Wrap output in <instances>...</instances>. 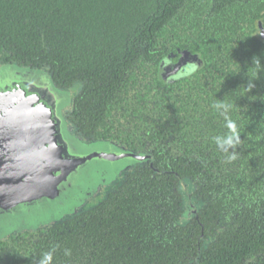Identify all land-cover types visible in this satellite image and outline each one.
I'll list each match as a JSON object with an SVG mask.
<instances>
[{
  "label": "trees",
  "instance_id": "obj_1",
  "mask_svg": "<svg viewBox=\"0 0 264 264\" xmlns=\"http://www.w3.org/2000/svg\"><path fill=\"white\" fill-rule=\"evenodd\" d=\"M260 26L264 0H0V65L44 71L75 91L66 122L91 138L115 127L108 118L119 90L143 72L146 82L159 80L155 66L184 46L210 49L213 65L220 60L236 72L248 73L249 63L264 91ZM197 77L176 83L178 93L194 91L197 113L183 118L176 107L180 124H198L209 103L200 110L198 97L219 83L204 71ZM234 123L241 143L229 164L216 148L187 157L182 146L160 152L155 170L126 173L98 203L48 229L36 255L10 264H39L46 252L52 264H264V95ZM191 179L200 183L194 194L203 187L201 206L183 218Z\"/></svg>",
  "mask_w": 264,
  "mask_h": 264
},
{
  "label": "water",
  "instance_id": "obj_2",
  "mask_svg": "<svg viewBox=\"0 0 264 264\" xmlns=\"http://www.w3.org/2000/svg\"><path fill=\"white\" fill-rule=\"evenodd\" d=\"M70 104L44 71L0 69V241L77 215L132 170L134 155L121 145L71 133L63 113Z\"/></svg>",
  "mask_w": 264,
  "mask_h": 264
},
{
  "label": "flooded vegetation",
  "instance_id": "obj_3",
  "mask_svg": "<svg viewBox=\"0 0 264 264\" xmlns=\"http://www.w3.org/2000/svg\"><path fill=\"white\" fill-rule=\"evenodd\" d=\"M261 30L263 31L261 32ZM180 36L182 37V35ZM255 37L264 45V26L257 29ZM262 49L264 50L263 47ZM176 55L177 59L171 57L172 59L168 62V72L163 71L160 75L161 62L169 56ZM250 59L252 62L254 61L252 55ZM262 59L259 58V62ZM213 60L210 49L205 50L197 46H184L168 52L154 68L159 80L157 77L150 76V80L146 82L144 79L146 73L143 72L140 74V78L131 80L134 87H129L123 91L119 90L114 100L111 116L108 118V120L115 122L113 129H101L97 135H92L90 138L83 135L80 132V127L72 123V134L82 137L88 142L94 139H102L125 145L135 158L133 159L131 173H136L142 168L145 169L147 165L151 170H155V159L158 157V153L169 151L172 154H177V147L179 146H182L181 150L185 152L183 156L186 157L188 152L199 155L203 149L216 148L219 150L214 137L222 136L228 132V129L225 127V116L221 115L222 110L214 109L213 104L227 105V118L234 122L242 112H245L250 100L256 99L258 101L260 96L264 95V91H260L262 83L257 81L255 76L252 77L251 74L255 72V68L249 63H244L245 68L248 69V73H246L243 69L236 72L235 66H225L220 60L213 65L215 62ZM10 65L8 64L7 67ZM5 67L6 65H0V69ZM202 71L206 75H214L219 83L214 87H209L206 98H201V94L198 97L200 110L209 102L205 107V116L195 118V120H198V124L189 126L186 123H189L190 119L185 124H180L176 107L183 118L197 113L194 106L195 100H193L194 91H191L187 96L184 93H178L179 87L176 83L187 81L192 84L193 80L198 78V74ZM129 73L131 74L133 71L130 70ZM242 89L243 91H241ZM69 93L72 95L75 91L70 90ZM186 97L190 99L189 106L180 108L176 100H182L185 103ZM203 100L205 104H203ZM174 102L177 105H174ZM64 110L65 117L68 119L72 109L67 107ZM219 152L221 153L220 150ZM221 154L224 156L221 160L222 164L226 161L229 164L232 161V159L227 158L226 154ZM203 158L205 160L203 169L206 171L210 168L209 160ZM209 175L210 173H208ZM208 176L206 177L208 178ZM191 180L189 184L191 188L186 191L187 195L183 199L186 207L183 211V218L197 215L201 206V200H198V198L202 195L203 187L201 192L194 194L200 183L196 181L198 179ZM185 182L187 181L182 182V189L185 187ZM119 183L117 181L107 186L101 194L102 197L110 189L118 188ZM210 183L219 186V182L216 180H212ZM47 231L48 229L40 228L35 231H28L25 234H14L10 239L0 242V264H10L18 258H30L36 255L38 249L41 248L39 246L40 242L47 236Z\"/></svg>",
  "mask_w": 264,
  "mask_h": 264
},
{
  "label": "clouds",
  "instance_id": "obj_4",
  "mask_svg": "<svg viewBox=\"0 0 264 264\" xmlns=\"http://www.w3.org/2000/svg\"><path fill=\"white\" fill-rule=\"evenodd\" d=\"M213 108L217 110H222L221 115L225 116V127L228 129V132L225 135H218L214 137L216 146L218 149L227 155L229 160L235 158L236 149L240 146L241 138L236 132V125L233 121L227 118V105H222L220 103L213 104ZM66 255H69L70 252L66 251ZM53 253L46 252L41 257L39 264H52Z\"/></svg>",
  "mask_w": 264,
  "mask_h": 264
},
{
  "label": "rangeland",
  "instance_id": "obj_5",
  "mask_svg": "<svg viewBox=\"0 0 264 264\" xmlns=\"http://www.w3.org/2000/svg\"><path fill=\"white\" fill-rule=\"evenodd\" d=\"M70 96H71V95H70ZM71 98H72V97H71ZM68 106H69V105H68ZM68 106H66L64 109H66ZM64 109H63V113H64V116H65V110H64ZM61 110H62V109H61ZM93 148H94V147H91V149H93ZM80 149H82V150H80ZM79 150H80V151H86V152L89 151V149L86 148V147H84V146H81V147L79 148ZM90 151H91V150H90ZM124 163H125V162L123 161V162L120 163V165L123 166V165H125ZM133 163H134V162L132 161V164H133ZM110 185H111V184H110ZM89 206H92V205L89 204Z\"/></svg>",
  "mask_w": 264,
  "mask_h": 264
},
{
  "label": "bare ground",
  "instance_id": "obj_6",
  "mask_svg": "<svg viewBox=\"0 0 264 264\" xmlns=\"http://www.w3.org/2000/svg\"><path fill=\"white\" fill-rule=\"evenodd\" d=\"M162 68H163V70H164V72L166 73V72H168V69H169V63H165L164 64V66H162Z\"/></svg>",
  "mask_w": 264,
  "mask_h": 264
}]
</instances>
